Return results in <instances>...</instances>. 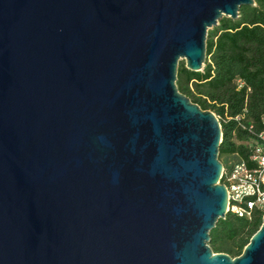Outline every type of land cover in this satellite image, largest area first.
Listing matches in <instances>:
<instances>
[{
  "label": "water",
  "instance_id": "obj_1",
  "mask_svg": "<svg viewBox=\"0 0 264 264\" xmlns=\"http://www.w3.org/2000/svg\"><path fill=\"white\" fill-rule=\"evenodd\" d=\"M255 0H0V264H264L241 254L221 125L176 85Z\"/></svg>",
  "mask_w": 264,
  "mask_h": 264
},
{
  "label": "trees",
  "instance_id": "obj_2",
  "mask_svg": "<svg viewBox=\"0 0 264 264\" xmlns=\"http://www.w3.org/2000/svg\"><path fill=\"white\" fill-rule=\"evenodd\" d=\"M176 85L193 103L218 118L223 167L228 169L230 160L247 158L243 141L253 135L247 128L260 130L264 117V0L241 6L236 19L222 17L208 29L202 69L189 70L180 61ZM262 214L256 211L248 219L227 212L210 230L209 246L232 257L241 254L259 228Z\"/></svg>",
  "mask_w": 264,
  "mask_h": 264
},
{
  "label": "built area",
  "instance_id": "obj_3",
  "mask_svg": "<svg viewBox=\"0 0 264 264\" xmlns=\"http://www.w3.org/2000/svg\"><path fill=\"white\" fill-rule=\"evenodd\" d=\"M247 130L253 134L243 141L247 158L230 160L221 178L227 189L228 212L251 219L256 211L264 212V117L260 130L251 125Z\"/></svg>",
  "mask_w": 264,
  "mask_h": 264
},
{
  "label": "rangeland",
  "instance_id": "obj_4",
  "mask_svg": "<svg viewBox=\"0 0 264 264\" xmlns=\"http://www.w3.org/2000/svg\"><path fill=\"white\" fill-rule=\"evenodd\" d=\"M183 62H185L184 60H182Z\"/></svg>",
  "mask_w": 264,
  "mask_h": 264
}]
</instances>
